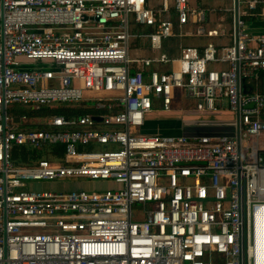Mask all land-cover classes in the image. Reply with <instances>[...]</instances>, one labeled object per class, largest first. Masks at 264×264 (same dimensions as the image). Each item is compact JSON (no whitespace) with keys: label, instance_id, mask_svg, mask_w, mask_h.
Listing matches in <instances>:
<instances>
[{"label":"built area","instance_id":"1","mask_svg":"<svg viewBox=\"0 0 264 264\" xmlns=\"http://www.w3.org/2000/svg\"><path fill=\"white\" fill-rule=\"evenodd\" d=\"M207 15L190 0H0V264H255L257 213L264 224V32L250 24L264 23V0H238L231 45L202 53L181 46L174 59L131 56L134 40L161 53L188 25L212 37ZM27 61L53 67L26 70ZM177 92L198 112L232 114L222 124L232 132L141 133L154 100L169 112ZM82 104L93 113L53 117L42 130L17 114ZM59 146L60 158L11 159L15 147ZM78 180L111 187L35 188ZM260 244L263 261L264 236Z\"/></svg>","mask_w":264,"mask_h":264},{"label":"crops","instance_id":"2","mask_svg":"<svg viewBox=\"0 0 264 264\" xmlns=\"http://www.w3.org/2000/svg\"><path fill=\"white\" fill-rule=\"evenodd\" d=\"M160 0H149L151 6H157ZM192 5L198 8H203L208 11L206 27L208 31L215 33L212 37H197L195 36L196 27L188 25L181 29V32L185 35L179 40L175 37L171 40L175 42L171 43L168 40L164 43L161 53H157L151 50L149 43L146 40H134L131 44V56L136 59H150L155 58L159 54H166L170 58H177L179 56V48L181 46H192L198 50H202L208 45L212 44L216 48L231 45L233 43L234 35V13H233V0H190ZM228 16V17H227ZM227 17V18H226ZM251 30L264 32V23L254 22L250 24ZM179 30L176 29V32ZM176 43V45H174ZM175 46V50H172ZM172 51V56L168 54ZM160 71H169V66H160ZM260 85V82H259ZM179 92H177L178 94ZM182 94V93H181ZM183 95V94H182ZM188 104L191 105V101L183 97ZM175 101V99H174ZM172 103V106L180 107V104ZM161 100H154V109L146 116L144 127L141 130L143 134H159L163 136H183V137H200V136H212L220 135L224 133H230V128L224 127L223 123H202L195 122L194 117L185 111L170 110L165 112L161 107ZM171 106V107H172ZM195 108V107H193ZM176 115V119H173ZM177 122L171 120H177ZM87 182V181H85ZM100 184V183H99ZM53 188L62 189V191L68 190H83L79 185L72 181H62L54 183ZM36 189H43L41 185H35Z\"/></svg>","mask_w":264,"mask_h":264},{"label":"trees","instance_id":"3","mask_svg":"<svg viewBox=\"0 0 264 264\" xmlns=\"http://www.w3.org/2000/svg\"><path fill=\"white\" fill-rule=\"evenodd\" d=\"M173 42L175 41L171 40V43ZM174 45H176V43ZM172 50H175V46L173 47ZM199 52L202 53V50H199ZM168 54L172 56L173 53L170 50ZM259 82H260L259 91L262 94H264V74H261ZM82 106L83 104L75 105L72 107H57V108L42 107L36 110L23 109V110H18L17 114L25 115L30 120V123L27 125V128H30L33 130H42L46 127V121L50 118L64 117L66 119H73V118H79L89 113H93L91 108L85 109ZM63 151H64V148L62 146L38 150V151H28L22 148L15 147L12 150L11 159L17 165H20V166L29 165L34 160H43V159L49 160L51 155H54L57 158H60L63 154ZM26 155L30 156V159H29L30 161L27 160Z\"/></svg>","mask_w":264,"mask_h":264},{"label":"rangeland","instance_id":"4","mask_svg":"<svg viewBox=\"0 0 264 264\" xmlns=\"http://www.w3.org/2000/svg\"><path fill=\"white\" fill-rule=\"evenodd\" d=\"M228 17V16H227ZM226 17V18H227ZM23 69L26 70H37V69H51L53 67V64L51 62L47 61H27L22 63ZM174 103L180 104V107L172 106L171 110H174L175 112L179 111H185V113L190 114V116L194 117L195 122H202V123H228L233 121V116L227 111H218L215 113H209V112H198L196 111L194 107V104L191 102V105L184 100L183 95L179 92L176 97ZM24 108H17V110H23ZM173 119H176V115L173 116ZM177 120H171L174 122H177ZM244 145H246V142H244ZM260 146H264V140H260L259 142ZM79 185L80 188H83V190L92 191L96 190L98 192H104L106 189L110 188V183H98V182H85L83 180L73 181ZM45 190L49 191H62V189L53 188L52 185L54 183L59 182H40Z\"/></svg>","mask_w":264,"mask_h":264},{"label":"bare ground","instance_id":"5","mask_svg":"<svg viewBox=\"0 0 264 264\" xmlns=\"http://www.w3.org/2000/svg\"><path fill=\"white\" fill-rule=\"evenodd\" d=\"M262 217L263 215H261L260 213H257L256 216H255V233H254V237L256 239L255 243H256V246H257V252L255 253V250H253V248L251 249V255H254V258L255 259V264H264V258H263V261L261 259V251H260V248H261V238L264 236V224H263V229L260 228V222L262 220ZM262 230V231H261ZM264 247V246H263ZM259 249V251H258ZM264 250V248H263Z\"/></svg>","mask_w":264,"mask_h":264},{"label":"water","instance_id":"6","mask_svg":"<svg viewBox=\"0 0 264 264\" xmlns=\"http://www.w3.org/2000/svg\"><path fill=\"white\" fill-rule=\"evenodd\" d=\"M233 13H234V26H235V41H236V25L238 20V0H233ZM96 121H100V119L96 118ZM237 140L239 141V134L237 132L236 136ZM250 241L252 242L253 233H252V216H250ZM243 254L244 257L246 256V231H243Z\"/></svg>","mask_w":264,"mask_h":264}]
</instances>
